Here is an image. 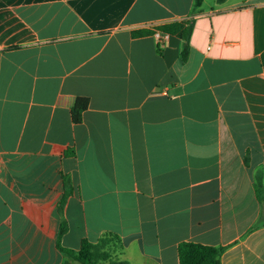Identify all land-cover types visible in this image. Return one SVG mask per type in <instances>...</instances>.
<instances>
[{"label": "crops", "instance_id": "crops-1", "mask_svg": "<svg viewBox=\"0 0 264 264\" xmlns=\"http://www.w3.org/2000/svg\"><path fill=\"white\" fill-rule=\"evenodd\" d=\"M63 220L130 264H264V0H0V264H62Z\"/></svg>", "mask_w": 264, "mask_h": 264}, {"label": "trees", "instance_id": "trees-1", "mask_svg": "<svg viewBox=\"0 0 264 264\" xmlns=\"http://www.w3.org/2000/svg\"><path fill=\"white\" fill-rule=\"evenodd\" d=\"M225 0H218V2H224ZM204 0H194L195 9H199L203 5ZM191 25L188 22L172 23L157 27L156 31L166 35L177 36L183 43L182 61L187 62L189 49H190V35ZM155 31H142L135 33L138 36H149L154 34ZM89 107V99L77 98L72 107V120L75 124H81L83 121V114ZM255 189L260 201L263 200V189H262V173L257 176ZM71 195L69 189L68 180L65 179V194L59 204V213L63 214L64 206L67 202L68 197ZM68 232V226L65 220L62 221L61 228L59 230L57 239V248L63 255L62 264H130L128 261L119 260L113 258L109 251H105L106 245L111 239H119L115 236H106L99 243L93 244L88 240L82 242L81 248L78 251L64 248L61 245L63 236ZM109 238L107 241L105 239ZM108 246V245H107ZM223 247H210L201 244L184 242L179 245L178 253L180 264H221V257L225 252Z\"/></svg>", "mask_w": 264, "mask_h": 264}, {"label": "rangeland", "instance_id": "rangeland-1", "mask_svg": "<svg viewBox=\"0 0 264 264\" xmlns=\"http://www.w3.org/2000/svg\"><path fill=\"white\" fill-rule=\"evenodd\" d=\"M108 239L109 238L105 239V241H107ZM107 245L105 251H109L108 253H111L113 258H117L118 257L117 252L119 251V242L117 240L111 239ZM103 264H107V262H103Z\"/></svg>", "mask_w": 264, "mask_h": 264}]
</instances>
